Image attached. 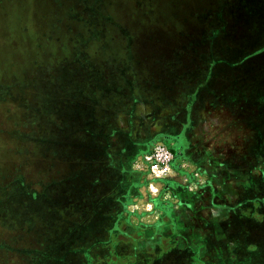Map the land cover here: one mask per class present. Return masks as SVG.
I'll use <instances>...</instances> for the list:
<instances>
[{
    "label": "rangeland",
    "instance_id": "374dc122",
    "mask_svg": "<svg viewBox=\"0 0 264 264\" xmlns=\"http://www.w3.org/2000/svg\"><path fill=\"white\" fill-rule=\"evenodd\" d=\"M256 1L0 0V197L10 184L38 189L55 176L39 146L26 138L35 130L33 111L41 123L45 118L29 85L41 71L74 73L78 66L66 62L76 56H87L97 68L111 59L128 62L142 76L146 98L156 92L155 99L175 97L178 105L184 97L173 91L179 85L168 88L169 71L179 74L202 55L211 82L212 45L227 42L221 31L228 17ZM213 82L226 83L218 76ZM201 99L203 106L191 104L188 123L175 128L173 122V132L166 134L177 165L184 166L180 176L159 181L158 190L142 187L138 200L126 207L127 221L115 224L118 233L103 232L106 220L96 218L99 224L54 237L45 228L58 227L56 212L47 222L27 218L25 210L44 209L30 194L29 202L2 206L20 220L0 222V264H180L182 257L188 264H264V124L247 125L238 109L243 103L232 104L228 118L215 119L212 95ZM161 112L178 116L170 109ZM259 115L264 117V108ZM131 230L143 235L129 236ZM156 242L166 247L152 250Z\"/></svg>",
    "mask_w": 264,
    "mask_h": 264
},
{
    "label": "trees",
    "instance_id": "16d2710c",
    "mask_svg": "<svg viewBox=\"0 0 264 264\" xmlns=\"http://www.w3.org/2000/svg\"><path fill=\"white\" fill-rule=\"evenodd\" d=\"M233 14V17H228L226 27L221 31L222 36L226 40L228 38L227 42H217L216 47L213 44L210 58L214 66L211 77L214 80L218 76L226 83L222 87H216L213 80L208 82L210 72L204 63L207 60L202 55L196 56L192 59L191 66L182 69L179 74L169 71V87L166 78L163 86L170 89L179 85L173 91L181 97L183 95L184 100L181 99L177 105L174 104L178 103L175 97L172 99L167 96L166 100L156 98L159 104L163 103L158 110L160 118L163 115L161 110L170 109L178 115H171L172 121L175 124L182 122L188 111L187 98L197 94L198 99H201L210 93L214 104L217 99L230 107L232 104L235 106L236 103H243L242 107L238 105V109H243L242 119L247 125L264 124V117L259 115L264 108V91H260L264 87V0L244 5ZM215 32L214 30L213 34ZM214 39L213 36L212 42ZM80 57L76 56L74 61L66 62L67 66H78L74 73L67 68L46 73L41 71L35 80L32 79L33 83L29 84L35 87L31 96L33 103L41 106L40 110L45 109V118L41 123V119L38 121V115H35L36 110L33 111L35 120L32 125L35 130L31 135H26V138L39 146L38 153L49 162L50 171L57 163L58 169L55 170L59 172L55 173L53 170L55 176L49 181L41 182L38 190H32L22 182L1 189L0 222L20 220L11 216V213L15 216L17 214L11 208L2 206L11 204L12 200L13 204H24L29 202L30 194H33L41 201L40 205L43 204L44 209H40L39 213L44 214L30 213L27 209V218L30 222H47L48 214L56 212L53 222L57 221L58 227L45 228L48 229V234L55 237L75 226L99 224L96 217L93 218L97 213L111 214L110 217L123 213L133 199L139 198L137 185H141L143 180L147 181L145 174L140 172L139 180H133L129 171L121 174L113 172L111 165L107 166L103 163L105 161H100V150L101 143L104 142L101 140L103 135L118 136L114 120L117 113L134 101L133 96L141 92L144 96L147 94L148 91L141 85L142 76L128 62L121 64L111 59L106 66L97 68L87 56ZM166 61L170 62L168 59ZM181 61L182 59L179 62ZM85 64H90L93 68L86 69ZM172 83L174 87L170 86ZM26 102H29L28 98ZM23 106L31 111L32 106ZM155 140L167 143L166 133L155 137L151 144ZM149 148L135 152L129 159L130 164L133 165L137 157L148 152ZM171 149L174 151L172 147ZM46 202H50V205ZM61 223L64 225L61 226ZM114 226V222L106 220L100 228L103 232L112 233ZM262 248L264 249V244Z\"/></svg>",
    "mask_w": 264,
    "mask_h": 264
},
{
    "label": "crops",
    "instance_id": "0c3cea01",
    "mask_svg": "<svg viewBox=\"0 0 264 264\" xmlns=\"http://www.w3.org/2000/svg\"><path fill=\"white\" fill-rule=\"evenodd\" d=\"M153 95L148 96L146 98L143 95V93L141 92V93H138L135 97L133 96L134 101H132L131 103H128L126 105V107H124V109H123L124 111L121 109L123 112L117 111L118 113L114 118V120H116V124H117L116 128L118 129L116 132V135H118V136L110 135L109 137H107V136H105L107 134H105V135H103V137H101V140H104V142L101 141L102 143H101V150L100 151L102 152V155H101L100 161H102V162L105 161L103 163L107 166L111 165V168H113V172H115L117 174H121L123 171L124 172L129 171L130 172L129 174H131V178L133 180L134 179L139 180L140 172L137 171L134 168V166L130 164V162H129L130 157L135 152H139V151L145 150L146 148H149L151 141L155 137L161 135L162 133L168 134V132H173V128H174L171 116L166 117L165 113H163L162 118H160L161 115H159L160 113L158 112V110L162 107L163 103L159 104L160 102H158L154 98ZM191 98L190 99L187 98V101L189 100V103L186 104V109L188 111L187 112L185 111L186 113L183 117V120L185 121V123H188V121H189L188 115H189V110L191 108V104L196 105V104H198V102H201V104L203 106V103H202L203 99H201V100L198 99L197 94H195L194 97H191ZM212 104H213L212 115L215 119H219L220 117L228 118L230 111H231L230 106H228L226 104H222L221 99H217L215 104L214 103H212ZM216 110H217V112H216ZM216 113H217V115H216ZM199 114L202 115L201 112ZM197 115H198V113H197ZM161 119H163L165 121L164 122L161 121V123H160L159 121ZM178 123H180V122H178ZM178 123H176V124H178ZM175 138L177 139V136H175ZM177 157L179 158V156H177ZM41 159H43L42 156H41ZM52 168L55 171V173L59 172V171H56L58 169L57 163H55ZM132 179H130V180H132ZM143 183H144V185H143ZM143 183L141 185H137V191L138 192H140L142 187L146 188L149 185L148 181L143 180ZM23 184L28 185L27 183H23ZM159 187L160 186L156 183L155 185H153V190H158ZM30 188L32 190H38L39 189V188L35 189L32 186H30ZM137 200H138V198L136 199V201ZM132 203H133V200L126 207L130 208V205H132ZM109 215H111V214L104 213V215H102L101 213H99V214L97 213L96 215H94L93 218L96 217V218H100L101 220L112 221L115 224L120 223L122 221H127V218H128V212H126V209H125V212H123V213H117L115 215L113 214L114 217H110ZM98 216H102V218L98 217ZM115 228L116 227L114 226L112 233L113 232L118 233V229L117 228L115 229ZM152 232H154V234L158 236V234H156L157 230L152 231ZM129 234H131L129 236L140 237V234H142V233L139 230H137V231L131 230V232ZM164 236H166V235L164 234ZM164 244L165 243H163V242L153 243V246H152L153 249L152 250H155V248H157L158 246H160L162 248L166 247ZM178 250L185 253L184 247H180ZM169 251L170 250H166L164 252L168 253ZM176 253H178V251ZM167 256L171 257V255L169 253L167 254ZM182 262L184 264H188L186 259H184L183 257H182L180 264H182Z\"/></svg>",
    "mask_w": 264,
    "mask_h": 264
},
{
    "label": "built area",
    "instance_id": "2783aa9c",
    "mask_svg": "<svg viewBox=\"0 0 264 264\" xmlns=\"http://www.w3.org/2000/svg\"><path fill=\"white\" fill-rule=\"evenodd\" d=\"M176 153L163 140H155L149 151L137 157L133 166L145 174L149 189L159 181H175L184 166L176 163Z\"/></svg>",
    "mask_w": 264,
    "mask_h": 264
},
{
    "label": "flooded vegetation",
    "instance_id": "af4514ba",
    "mask_svg": "<svg viewBox=\"0 0 264 264\" xmlns=\"http://www.w3.org/2000/svg\"><path fill=\"white\" fill-rule=\"evenodd\" d=\"M172 181H168V182H165V183H171Z\"/></svg>",
    "mask_w": 264,
    "mask_h": 264
}]
</instances>
